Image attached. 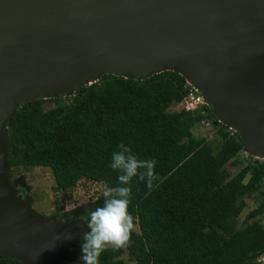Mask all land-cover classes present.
Segmentation results:
<instances>
[{"label": "water", "instance_id": "water-1", "mask_svg": "<svg viewBox=\"0 0 264 264\" xmlns=\"http://www.w3.org/2000/svg\"><path fill=\"white\" fill-rule=\"evenodd\" d=\"M163 70L196 81L243 148L264 151V0H0V256L67 264L57 249L89 231L82 217H42L7 184L5 128L17 105L102 73Z\"/></svg>", "mask_w": 264, "mask_h": 264}, {"label": "trees", "instance_id": "trees-1", "mask_svg": "<svg viewBox=\"0 0 264 264\" xmlns=\"http://www.w3.org/2000/svg\"><path fill=\"white\" fill-rule=\"evenodd\" d=\"M188 91L176 70L144 78L102 73L68 95L19 103L5 128L8 174L44 166L56 190L65 191L82 178L116 186L118 173L109 165L123 142L139 159L157 161L158 179L151 191L133 179L129 212L137 230L127 248L107 250L100 264H255L264 251L262 210L249 211L239 226L237 216L244 207L240 197L252 192L258 173L242 167L229 174L226 166L236 164L232 157L242 147L235 130L213 154L206 143L191 138L193 124L204 116L184 109L167 115ZM48 100L53 104L45 107ZM203 108L210 117V106ZM16 193L23 196L24 189ZM102 203L100 194L79 214L84 217ZM81 237L59 247L57 256L82 264ZM0 264L24 263L0 256Z\"/></svg>", "mask_w": 264, "mask_h": 264}, {"label": "rangeland", "instance_id": "rangeland-1", "mask_svg": "<svg viewBox=\"0 0 264 264\" xmlns=\"http://www.w3.org/2000/svg\"><path fill=\"white\" fill-rule=\"evenodd\" d=\"M176 68L181 74H184L183 69L179 67ZM124 77H126V75ZM184 80L187 85H190L186 78H184ZM91 81L92 80H89V82ZM52 104V101L48 100L45 103V107H50ZM203 107L204 106L198 105L188 110L204 116L193 124L191 128V138L206 143L211 148L212 153L215 154L219 151L221 144L224 140L228 139L230 132L233 130H229L228 127L222 129L220 127L222 123L216 119L212 112V108L210 107L211 116L207 117V111L204 110ZM180 109H184L181 102L170 107L167 111V115L171 117ZM226 133H229V136ZM184 142L185 140L180 142V146L184 145ZM232 159L236 164L233 165L228 163L226 166L230 175H233L242 167H250L258 173L254 185L252 186V192L249 195L244 194L240 197V199L244 201V207L237 216V226L241 225L245 215L255 208H260L262 210L261 214L258 216L262 221L264 217V158L253 156L250 152L246 151L242 145L241 149ZM248 178L249 175L246 174L243 181L245 182ZM7 184L13 189H24L23 196L28 198L30 209L42 217H49L56 212L64 213L66 217L69 218L81 217L79 213L98 195L102 194L100 183L83 178L79 179L74 186L65 191L56 190L54 188L51 172L44 166H32L11 170V173L7 177ZM257 257H260V260H254V263L264 264V251ZM121 258L126 260V254L121 255Z\"/></svg>", "mask_w": 264, "mask_h": 264}, {"label": "clouds", "instance_id": "clouds-1", "mask_svg": "<svg viewBox=\"0 0 264 264\" xmlns=\"http://www.w3.org/2000/svg\"><path fill=\"white\" fill-rule=\"evenodd\" d=\"M155 159H139L132 149L121 142L111 153L110 168L118 173V183L102 185L103 203L86 210L81 219L89 231L80 239L82 264H100L101 255L111 249L117 251L130 245L131 234L136 231L135 217L129 212L132 199L131 183L135 178L145 182L149 191L158 179ZM71 234H56L53 239H67Z\"/></svg>", "mask_w": 264, "mask_h": 264}, {"label": "bare ground", "instance_id": "bare-ground-1", "mask_svg": "<svg viewBox=\"0 0 264 264\" xmlns=\"http://www.w3.org/2000/svg\"><path fill=\"white\" fill-rule=\"evenodd\" d=\"M101 71H103V72H108L109 70H108V69L98 70V71H95L94 74H97L98 72H101ZM92 79H93V78H92ZM187 81H188V83H189L190 85H192L193 87H195L197 90L201 89V86H200L196 81H194V80H192V79H190V78H187ZM18 100H19V101H24L23 97H21V98L18 99ZM11 111H12V108H8V109H6V110L4 111L2 117H3V118H7V117L10 115ZM216 119H217L219 122H221V123L227 125L230 129H233V130L239 132V128L237 127V125H236L235 123H233V122H231V121H229V120H227V119L221 117V116L218 115V114H216ZM246 151L250 152V153H251L253 156H255V157H258V158H264V151L251 150V149H249V148H247V147H246Z\"/></svg>", "mask_w": 264, "mask_h": 264}, {"label": "built area", "instance_id": "built-area-1", "mask_svg": "<svg viewBox=\"0 0 264 264\" xmlns=\"http://www.w3.org/2000/svg\"><path fill=\"white\" fill-rule=\"evenodd\" d=\"M189 86V91L184 95V97L181 100V104L185 110H190L194 108L195 106H209L203 95L199 90H197L192 85ZM196 92V93H195ZM260 257H257L255 261H259Z\"/></svg>", "mask_w": 264, "mask_h": 264}, {"label": "crops", "instance_id": "crops-1", "mask_svg": "<svg viewBox=\"0 0 264 264\" xmlns=\"http://www.w3.org/2000/svg\"><path fill=\"white\" fill-rule=\"evenodd\" d=\"M61 214H64V213H59V215H54V214H52V215H54L55 217H58V216H60ZM51 216V215H50ZM71 219V217L69 218V217H66V215H65V217L63 218V220L64 221H69Z\"/></svg>", "mask_w": 264, "mask_h": 264}, {"label": "flooded vegetation", "instance_id": "flooded-vegetation-1", "mask_svg": "<svg viewBox=\"0 0 264 264\" xmlns=\"http://www.w3.org/2000/svg\"><path fill=\"white\" fill-rule=\"evenodd\" d=\"M17 190V189H16Z\"/></svg>", "mask_w": 264, "mask_h": 264}]
</instances>
